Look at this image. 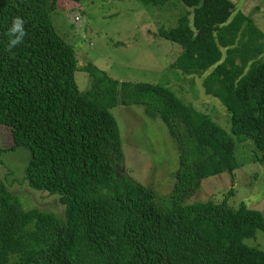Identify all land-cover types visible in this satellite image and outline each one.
<instances>
[{
	"label": "trees",
	"instance_id": "1",
	"mask_svg": "<svg viewBox=\"0 0 264 264\" xmlns=\"http://www.w3.org/2000/svg\"><path fill=\"white\" fill-rule=\"evenodd\" d=\"M59 1L0 0V123L12 128L10 149L31 153L29 185L64 207L63 219L26 211L1 183L0 264H264V251L245 244L264 232L260 211L226 200L186 203L204 180L239 169L233 135L252 139L264 161V33L232 0H179L188 9L178 27L159 30L184 47L172 67L207 74L206 92L222 101L229 134L169 88L121 82L93 64L84 69L92 89L81 94L75 46L54 27ZM15 16L26 20L27 35L9 53ZM120 105L144 107L179 143L167 210L116 167L124 152L110 109Z\"/></svg>",
	"mask_w": 264,
	"mask_h": 264
},
{
	"label": "rangeland",
	"instance_id": "2",
	"mask_svg": "<svg viewBox=\"0 0 264 264\" xmlns=\"http://www.w3.org/2000/svg\"><path fill=\"white\" fill-rule=\"evenodd\" d=\"M236 11L250 17L264 33V0H232ZM187 7L179 0L163 6H147L139 0H86L58 2L54 27L75 46L78 70L75 82L81 94L92 89V78L85 71L90 64L121 82L149 83L169 88L185 104L210 115L229 133L231 122L222 101L206 92L207 74L187 75L172 67L184 47L159 35L162 28L178 27ZM122 141V167L138 184L153 190L161 210L171 207L176 173L180 170V147L160 118H151L142 106L110 109ZM235 156L240 164L233 174L224 173L203 181L188 204L209 202L237 209L242 203L264 216V161L246 135H233ZM15 146L12 128L0 123V184L3 183L23 208L40 210L64 218V207L57 195L33 189L27 179L31 153L26 146ZM246 245L264 251V232L257 231ZM13 264V263H11Z\"/></svg>",
	"mask_w": 264,
	"mask_h": 264
},
{
	"label": "clouds",
	"instance_id": "3",
	"mask_svg": "<svg viewBox=\"0 0 264 264\" xmlns=\"http://www.w3.org/2000/svg\"><path fill=\"white\" fill-rule=\"evenodd\" d=\"M26 23V20L21 16H15L12 19V23L6 33L9 37L6 50L9 53H12V50L19 46L23 42L24 37L27 35L25 28Z\"/></svg>",
	"mask_w": 264,
	"mask_h": 264
},
{
	"label": "water",
	"instance_id": "4",
	"mask_svg": "<svg viewBox=\"0 0 264 264\" xmlns=\"http://www.w3.org/2000/svg\"><path fill=\"white\" fill-rule=\"evenodd\" d=\"M116 167H117V169H118L120 175H122V176H126V177H129V178H130L128 172H126L125 169H124L122 166L117 165ZM130 179H131V178H130Z\"/></svg>",
	"mask_w": 264,
	"mask_h": 264
}]
</instances>
